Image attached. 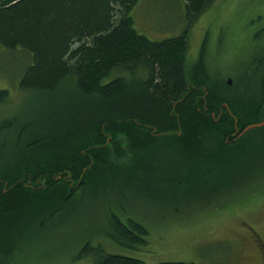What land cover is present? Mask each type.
Listing matches in <instances>:
<instances>
[{"label":"trees","instance_id":"1","mask_svg":"<svg viewBox=\"0 0 264 264\" xmlns=\"http://www.w3.org/2000/svg\"><path fill=\"white\" fill-rule=\"evenodd\" d=\"M140 1L0 0V45L33 56L20 88L71 89L52 127L27 139L20 133L16 153L0 161V264L26 243L32 227L145 167L159 170L169 200L202 201L231 190L224 176L240 173L243 162L264 149V126L239 136L264 120V51L245 76L256 85L251 92L214 82L203 45L186 70L187 27L213 0H182L186 29L158 41L134 27L131 12ZM7 97L0 88V104ZM115 218L118 239L146 243L143 224ZM91 253L96 264H146L90 244L77 258Z\"/></svg>","mask_w":264,"mask_h":264},{"label":"rangeland","instance_id":"2","mask_svg":"<svg viewBox=\"0 0 264 264\" xmlns=\"http://www.w3.org/2000/svg\"><path fill=\"white\" fill-rule=\"evenodd\" d=\"M131 15L135 29L150 40L180 35L187 27L182 0H141ZM187 36L186 70L199 60L203 45L214 82L240 84L251 92L255 84L245 76L264 51V0H213L187 27ZM32 63L29 51L0 45V88L8 91L0 104V161L16 153L20 133L27 139L28 133L48 131L71 93L68 87L54 94L21 89ZM158 173L145 167L107 191L79 196L63 214L32 227L6 264H96L92 253L77 258L86 244L146 264H244L249 248L244 231L251 228L264 241V149L249 156L240 173L224 176L231 190L214 191L202 201L169 200ZM130 217L147 228L145 244L122 241L112 231L114 218L126 223Z\"/></svg>","mask_w":264,"mask_h":264},{"label":"flooded vegetation","instance_id":"3","mask_svg":"<svg viewBox=\"0 0 264 264\" xmlns=\"http://www.w3.org/2000/svg\"><path fill=\"white\" fill-rule=\"evenodd\" d=\"M250 126H247L246 128L248 129L254 128ZM255 127H258V126H255ZM246 128L242 130L239 136H241L243 133H245L248 130ZM244 232H246L247 234V238H248L247 240L249 243L248 252L246 253V261L244 264H264V241L263 239L256 231L252 230L251 228L246 229Z\"/></svg>","mask_w":264,"mask_h":264},{"label":"water","instance_id":"4","mask_svg":"<svg viewBox=\"0 0 264 264\" xmlns=\"http://www.w3.org/2000/svg\"><path fill=\"white\" fill-rule=\"evenodd\" d=\"M227 83H228V84H231V80L229 79V80L227 81ZM263 124H264V120H263L262 122L258 123V124L251 125L250 127L261 126V125H263ZM246 129H248V128H246ZM246 129H245V130H246Z\"/></svg>","mask_w":264,"mask_h":264},{"label":"bare ground","instance_id":"5","mask_svg":"<svg viewBox=\"0 0 264 264\" xmlns=\"http://www.w3.org/2000/svg\"><path fill=\"white\" fill-rule=\"evenodd\" d=\"M190 76V75H189ZM145 77V76H144ZM236 117V116H235ZM215 144V143H214ZM114 163V162H113ZM32 184V183H31Z\"/></svg>","mask_w":264,"mask_h":264}]
</instances>
